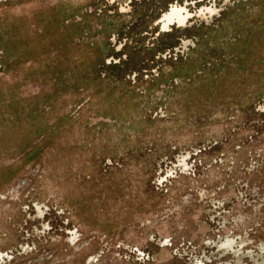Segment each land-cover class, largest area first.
I'll list each match as a JSON object with an SVG mask.
<instances>
[{
  "label": "rangeland",
  "instance_id": "obj_1",
  "mask_svg": "<svg viewBox=\"0 0 264 264\" xmlns=\"http://www.w3.org/2000/svg\"><path fill=\"white\" fill-rule=\"evenodd\" d=\"M0 264H264V0H0Z\"/></svg>",
  "mask_w": 264,
  "mask_h": 264
},
{
  "label": "flooded vegetation",
  "instance_id": "obj_2",
  "mask_svg": "<svg viewBox=\"0 0 264 264\" xmlns=\"http://www.w3.org/2000/svg\"><path fill=\"white\" fill-rule=\"evenodd\" d=\"M192 16L189 9L182 4H171L159 17L158 22L162 29L166 30L171 25L183 26Z\"/></svg>",
  "mask_w": 264,
  "mask_h": 264
}]
</instances>
